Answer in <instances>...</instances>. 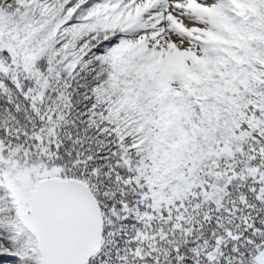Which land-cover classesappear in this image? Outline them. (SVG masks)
I'll list each match as a JSON object with an SVG mask.
<instances>
[{"label":"snow or ice","instance_id":"obj_1","mask_svg":"<svg viewBox=\"0 0 264 264\" xmlns=\"http://www.w3.org/2000/svg\"><path fill=\"white\" fill-rule=\"evenodd\" d=\"M0 264H264V0H0Z\"/></svg>","mask_w":264,"mask_h":264}]
</instances>
